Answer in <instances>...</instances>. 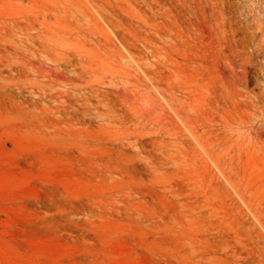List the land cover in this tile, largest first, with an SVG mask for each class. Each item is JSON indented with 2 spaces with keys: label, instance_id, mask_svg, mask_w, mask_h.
Masks as SVG:
<instances>
[{
  "label": "rangeland",
  "instance_id": "rangeland-1",
  "mask_svg": "<svg viewBox=\"0 0 264 264\" xmlns=\"http://www.w3.org/2000/svg\"><path fill=\"white\" fill-rule=\"evenodd\" d=\"M227 2L0 0V264H264V37Z\"/></svg>",
  "mask_w": 264,
  "mask_h": 264
},
{
  "label": "bare ground",
  "instance_id": "bare-ground-1",
  "mask_svg": "<svg viewBox=\"0 0 264 264\" xmlns=\"http://www.w3.org/2000/svg\"><path fill=\"white\" fill-rule=\"evenodd\" d=\"M240 1H239L240 4H238L234 0H228L227 4H228L229 11L232 14H236L237 12H239L240 14L243 15L246 13V16L248 18H251L252 22H255L254 25H256V23H257V26H256L257 31L259 30L260 35L262 34V36L259 35L260 38H258V39H261V37H264V25L262 24V22H260L258 16H259V14L264 12V0H240ZM245 20H243V19L239 20V21L237 20V22H236V23H238V27L242 31V36H243L242 37L243 38V40H242L243 50L237 54V56H239L240 59L242 60V65H241L242 67H244L245 64H247V63L249 64V62H251V59H252V58L250 59V57L247 56L245 49L252 47L253 44H255V41L258 40L257 37H259L256 34L257 32L256 31H255L256 33L254 32V28L251 25V23H252L251 20L250 21L248 19L246 21ZM259 44H261V41ZM262 44H264V42H262ZM256 46L259 47V45H257V44H256ZM262 72H264V71L262 70ZM246 98H247L246 104H247V110L248 111H252V114L256 115V116L264 115V94L262 96H254V97L246 94Z\"/></svg>",
  "mask_w": 264,
  "mask_h": 264
}]
</instances>
